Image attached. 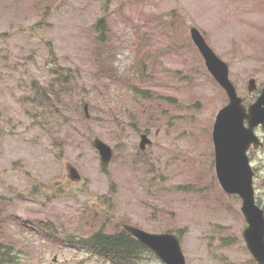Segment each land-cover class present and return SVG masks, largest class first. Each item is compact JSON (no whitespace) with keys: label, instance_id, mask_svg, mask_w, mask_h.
Returning <instances> with one entry per match:
<instances>
[{"label":"rangeland","instance_id":"374dc122","mask_svg":"<svg viewBox=\"0 0 264 264\" xmlns=\"http://www.w3.org/2000/svg\"><path fill=\"white\" fill-rule=\"evenodd\" d=\"M192 26L229 64L244 104L254 103L264 87V0H0V240L17 264H109L63 243L105 220L109 233L125 223L177 235L187 264H257L242 201L216 176L212 129L229 100ZM141 133L152 140L143 151ZM96 137L114 150L110 175ZM249 156L264 209V150ZM48 225L55 237L41 230ZM138 262L164 264L148 251Z\"/></svg>","mask_w":264,"mask_h":264},{"label":"water","instance_id":"95a60500","mask_svg":"<svg viewBox=\"0 0 264 264\" xmlns=\"http://www.w3.org/2000/svg\"><path fill=\"white\" fill-rule=\"evenodd\" d=\"M190 36L205 60L207 69L229 98L228 105L218 112L213 129L217 179L227 194L241 198V211L247 224L242 233L244 241L257 264H264V209L256 202L255 171L248 155L252 145L255 149L263 146L255 134V128L264 127V89L257 101L247 108L229 77V65L214 52L197 27L190 28ZM256 88V81L251 79L248 90L253 92ZM84 109L89 117L88 104H85ZM151 143L148 134L141 135L140 149L145 150ZM93 145L100 156L101 171L109 175L113 148L98 137L94 139ZM68 171L72 181L81 180L76 167L70 165ZM124 228L163 263L187 264L177 235L150 233L130 225Z\"/></svg>","mask_w":264,"mask_h":264},{"label":"trees","instance_id":"16d2710c","mask_svg":"<svg viewBox=\"0 0 264 264\" xmlns=\"http://www.w3.org/2000/svg\"><path fill=\"white\" fill-rule=\"evenodd\" d=\"M109 221H104L102 227L89 237L69 241L63 239V243H70L79 248L86 249L109 262V264H140L138 259L148 251L147 247L133 238L124 230L113 233L106 232ZM48 236H54L51 227L41 228ZM51 231V232H50ZM11 246L1 243L0 240V264H17L11 254Z\"/></svg>","mask_w":264,"mask_h":264},{"label":"flooded vegetation","instance_id":"af4514ba","mask_svg":"<svg viewBox=\"0 0 264 264\" xmlns=\"http://www.w3.org/2000/svg\"><path fill=\"white\" fill-rule=\"evenodd\" d=\"M263 88V87H262ZM262 90V89H261ZM262 139V141L264 142V138H261ZM260 151L261 150H264V147L262 148V149H259ZM259 150H256V151H259ZM107 204H109V201L108 200H103V202H102V204H101V206L102 207H105V206H107ZM99 210H104V209H99ZM124 222V221H123ZM124 225H126L125 223H121L120 224V226H122V228L124 227ZM128 225V224H127Z\"/></svg>","mask_w":264,"mask_h":264}]
</instances>
